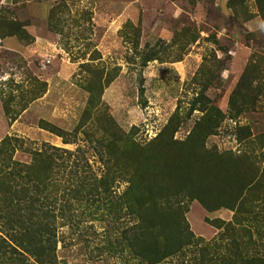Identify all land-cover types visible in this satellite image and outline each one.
<instances>
[{"label": "rangeland", "instance_id": "obj_1", "mask_svg": "<svg viewBox=\"0 0 264 264\" xmlns=\"http://www.w3.org/2000/svg\"><path fill=\"white\" fill-rule=\"evenodd\" d=\"M261 6L0 0V172L40 150L60 157L41 198L55 205L57 264H149L126 240L135 166L146 186L181 191L171 201L195 236L211 241L213 220L232 219L227 207L206 209L191 183L200 173L204 192L229 187L231 165L247 173V156L264 155ZM18 257L11 264H33Z\"/></svg>", "mask_w": 264, "mask_h": 264}, {"label": "trees", "instance_id": "obj_2", "mask_svg": "<svg viewBox=\"0 0 264 264\" xmlns=\"http://www.w3.org/2000/svg\"><path fill=\"white\" fill-rule=\"evenodd\" d=\"M263 9L261 6L264 25ZM6 142L4 139L1 146ZM130 143L132 151L144 153V147ZM57 156L54 151L40 150L34 153L31 163L12 161L9 170L0 172V220H5L7 233L0 236V264L8 253L9 264L14 260L23 263L19 255L33 258V264L58 263L55 205L46 203L44 197L41 201L57 167ZM263 157L261 152L247 156L250 160L247 173L231 165L226 188L217 185L204 192L201 174L194 176L192 195L206 209L227 207L233 211L231 220H213L219 231L211 241L195 236L184 217L186 210L181 201H171L181 191L146 186L139 167L135 166L124 192L128 214L137 218L126 238L128 247L149 264H161L173 258L179 259L178 264H264L261 248L264 246V164L260 166Z\"/></svg>", "mask_w": 264, "mask_h": 264}]
</instances>
